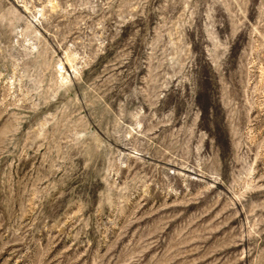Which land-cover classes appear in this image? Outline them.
<instances>
[{
  "label": "rangeland",
  "instance_id": "1",
  "mask_svg": "<svg viewBox=\"0 0 264 264\" xmlns=\"http://www.w3.org/2000/svg\"><path fill=\"white\" fill-rule=\"evenodd\" d=\"M263 73L264 0H0V264H264Z\"/></svg>",
  "mask_w": 264,
  "mask_h": 264
},
{
  "label": "bare ground",
  "instance_id": "2",
  "mask_svg": "<svg viewBox=\"0 0 264 264\" xmlns=\"http://www.w3.org/2000/svg\"><path fill=\"white\" fill-rule=\"evenodd\" d=\"M26 9V8H25ZM27 10V9H26ZM41 15L42 16H44V13H42L41 12ZM68 56V55H67ZM69 57V56H68ZM63 60V59H62ZM67 61L69 62L70 61V59L68 58L67 59ZM57 66V65H56ZM72 67V66H71ZM74 68V67H73ZM72 69V68H71ZM77 69V68H76ZM64 71V67L62 66V63L61 64H59V68L57 69V73H59L60 74V76H63V72ZM73 71H74V69H73ZM67 75V74H66ZM263 75H264V73H263ZM263 75H261L262 77H263ZM64 79H66V77H63V80ZM264 84V83H263ZM139 122V121H138ZM137 125H138V127H140V123H137Z\"/></svg>",
  "mask_w": 264,
  "mask_h": 264
}]
</instances>
